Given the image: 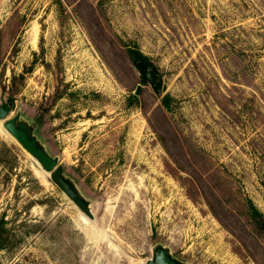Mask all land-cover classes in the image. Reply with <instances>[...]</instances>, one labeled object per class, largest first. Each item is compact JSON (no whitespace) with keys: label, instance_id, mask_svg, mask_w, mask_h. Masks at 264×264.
<instances>
[{"label":"rangeland","instance_id":"374dc122","mask_svg":"<svg viewBox=\"0 0 264 264\" xmlns=\"http://www.w3.org/2000/svg\"><path fill=\"white\" fill-rule=\"evenodd\" d=\"M0 105V264H264V0H0Z\"/></svg>","mask_w":264,"mask_h":264},{"label":"water","instance_id":"95a60500","mask_svg":"<svg viewBox=\"0 0 264 264\" xmlns=\"http://www.w3.org/2000/svg\"><path fill=\"white\" fill-rule=\"evenodd\" d=\"M143 78L156 83V77L153 71L146 65L140 66ZM9 108L0 105V122L4 132L11 135L31 156H33L41 165L44 172L52 173L54 182L65 192V194L87 215H90L89 206L75 193V191L64 180L62 171L56 169V161L50 158L44 150L39 148L35 141L31 140L27 132L19 128L15 120L8 119ZM149 264H177L166 256H160L156 262L150 261Z\"/></svg>","mask_w":264,"mask_h":264},{"label":"bare ground","instance_id":"6f19581e","mask_svg":"<svg viewBox=\"0 0 264 264\" xmlns=\"http://www.w3.org/2000/svg\"><path fill=\"white\" fill-rule=\"evenodd\" d=\"M36 31V30H35ZM46 173V172H45ZM46 174H49V173H46Z\"/></svg>","mask_w":264,"mask_h":264},{"label":"trees","instance_id":"16d2710c","mask_svg":"<svg viewBox=\"0 0 264 264\" xmlns=\"http://www.w3.org/2000/svg\"><path fill=\"white\" fill-rule=\"evenodd\" d=\"M135 97H137V95H135ZM167 105V104H166Z\"/></svg>","mask_w":264,"mask_h":264}]
</instances>
